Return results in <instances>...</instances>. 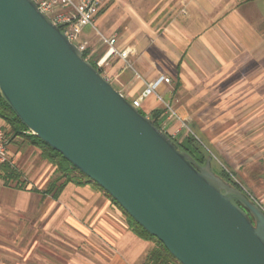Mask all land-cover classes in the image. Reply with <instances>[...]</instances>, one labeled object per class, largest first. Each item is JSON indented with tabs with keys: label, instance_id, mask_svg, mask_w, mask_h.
<instances>
[{
	"label": "crops",
	"instance_id": "crops-1",
	"mask_svg": "<svg viewBox=\"0 0 264 264\" xmlns=\"http://www.w3.org/2000/svg\"><path fill=\"white\" fill-rule=\"evenodd\" d=\"M110 1L99 15L109 17ZM123 7L134 8L135 29L119 49L131 51L132 71L140 83L132 85L122 62L108 66L107 50L97 56L91 48L89 56L105 69L103 77L132 101L144 83L168 78L163 93L172 109L181 119L199 121L201 133L224 158L223 166L252 199L264 204V0H123ZM128 19L124 15L120 22ZM106 31L119 41L116 30ZM8 155L19 162L28 156V181L23 177L26 183L18 187L0 176V232L21 224L23 233L38 234L28 240V249L58 245L86 251L80 258L46 259L45 264H143L152 241L132 231L126 214L105 192L69 182L53 196L49 185L55 167L40 151L23 145L19 151L8 149Z\"/></svg>",
	"mask_w": 264,
	"mask_h": 264
},
{
	"label": "water",
	"instance_id": "water-1",
	"mask_svg": "<svg viewBox=\"0 0 264 264\" xmlns=\"http://www.w3.org/2000/svg\"><path fill=\"white\" fill-rule=\"evenodd\" d=\"M0 97L177 263L264 264V212L197 167L34 0H0Z\"/></svg>",
	"mask_w": 264,
	"mask_h": 264
},
{
	"label": "rangeland",
	"instance_id": "rangeland-1",
	"mask_svg": "<svg viewBox=\"0 0 264 264\" xmlns=\"http://www.w3.org/2000/svg\"><path fill=\"white\" fill-rule=\"evenodd\" d=\"M108 4H109L108 8H110V10L108 11L110 13L109 17H107L106 15L104 16L99 15L101 14L99 12L97 15V17L98 16L99 17L98 18L96 17L95 22H94V28L87 27L81 31L79 40L82 42H85L87 45L86 46L87 48H85L83 53H88V50L93 48L97 50V56H101V54H103L105 50H107V47L100 41L98 32L102 34L103 36L107 37L108 32L106 31V29L116 30L117 33L120 34L119 41L117 40L116 42L117 48H119L121 43L126 41V39L134 33V29H135L134 22H133L134 8L133 7H130V8L123 7V0H111ZM105 10H108V9H105ZM138 11H141V9H138ZM124 15L128 16L129 19L126 22H120V21H123L121 20V17ZM148 26L150 25L148 24ZM124 30L125 32H127L126 30H128L127 35H124ZM89 59L95 63L94 58H91L89 56ZM118 61H120L118 58L111 57L110 63L108 66H111V68L115 67ZM129 63L131 64L132 69H133V63L130 58H129ZM121 65L122 67L126 68L123 63H121ZM105 68L107 67L105 66ZM132 69L126 68V73L128 74V78L131 80L130 82L132 83V85L136 87L138 83H140V79L136 76V74L132 71ZM104 73H105V69H102V76ZM169 84L170 83H168V85ZM165 85L167 84L160 85L156 90V94L159 97H161V99L166 105L172 108L173 103L169 101V97L163 93V88ZM143 88L144 86L142 87L141 90H143ZM125 99L129 102L132 101L131 97H126ZM152 107H154V110L165 109V105L157 98V96L152 95L143 102V104L141 105L140 108H138V110L141 114L146 116L148 115V110ZM151 115H149L148 118L151 119ZM165 116H166V119L164 120V123L162 124V127L164 128L163 131L165 133L170 135L171 138H176L179 131H182L185 129L189 130L195 135L197 139H199L201 144H203L204 147H206V151L211 161H213L217 167H221L224 170H226V168L223 166V165H226L224 158L220 157L218 153L214 151V147L210 145L209 140L205 137V135H203V133H201V130L197 127L199 125L198 120L196 119L194 120L186 119L185 120V119H181L178 115V117L182 121L180 122V120L173 118L169 114H165ZM0 124L2 126V130L4 132L5 139L7 141V156H8V160L11 163L10 166L14 167L18 171L20 175L18 181H20L21 185H23V183H26V181H28L27 176L26 175L24 176L25 171H26V165H27L25 164V159L28 156L25 159H23L24 162L23 161L19 162L18 160L12 159L9 157L8 149L19 151L23 145H29V144L26 142L24 137L14 136L10 132L11 131L10 127L6 124V122L2 118H0ZM168 125H172V128L166 131ZM208 138L212 139L213 136L209 135ZM36 151L39 152V150L37 149ZM222 153L225 157L227 158L229 157V152L223 151ZM216 157L218 158V160L216 159ZM213 173L215 176L221 179L225 184H229L226 181H224L215 172ZM78 176L81 178L80 175ZM23 177L24 179H26V181L23 180ZM234 181L238 184V181L236 179ZM12 183H15V182H11L10 184ZM242 190L246 193V191L243 188ZM246 196L251 200V202L258 204L259 208L264 212V207H263L264 204H262L261 201L252 199V197H250L248 193L246 194ZM32 235L34 238L37 239L38 234L35 231L29 232V233L28 232L23 233L21 224L15 225V228L13 231L6 230V231L0 232V264H38L39 260L43 261L41 262V264H45L46 259L53 261L54 258L56 260H59L61 258V260L64 262L65 258H70V256L72 255L79 256L78 258H80V256H86V253H85L86 251H84V249H81L80 247L76 250L66 247V249L63 250L59 248L58 245H56L57 246L56 248H53L52 246L50 248L35 246L34 248L28 249L27 247L28 240L32 237ZM152 243L155 246V243L154 242ZM51 244H52V241H51Z\"/></svg>",
	"mask_w": 264,
	"mask_h": 264
},
{
	"label": "trees",
	"instance_id": "trees-1",
	"mask_svg": "<svg viewBox=\"0 0 264 264\" xmlns=\"http://www.w3.org/2000/svg\"><path fill=\"white\" fill-rule=\"evenodd\" d=\"M83 58L89 61L98 71L102 74V71L89 59V53H83ZM165 109H156L151 115V120L154 125L161 129L165 116ZM0 118H2L6 124L10 127L11 133L14 136H22L26 142L40 151V156L43 160L48 161L55 167L56 178L50 183L49 191L53 192L55 196L60 190L69 182L76 183L78 185L91 184L93 187L101 190L95 183L89 181L84 175H82L76 168H74L68 161H66L59 153L52 150L48 145L40 141L35 135H33L16 117L13 111L7 106V104L0 97ZM168 135V134H167ZM170 138L171 136L168 135ZM179 150L185 152L194 162L197 167H203L209 162L210 169L219 175L224 181L230 184L233 188L244 195L249 201H251L242 190V187L238 185L234 180L235 176L230 173L229 170H224L221 167H217L216 164L211 161L206 147L195 137V135L189 130L185 129L179 131L176 138H171ZM80 175L81 178L78 176ZM0 176L5 184L10 182H16V186L21 187L19 180V173L10 165H3L0 168ZM102 191V190H101ZM234 203H236L234 201ZM255 204V203H254ZM258 206V204H256ZM259 207V206H258ZM127 216V215H126ZM130 228L132 231L144 240H149L155 243V246L149 251L145 257L143 264H179L171 255L165 250L163 245L155 238L147 234L140 226H138L130 217H128Z\"/></svg>",
	"mask_w": 264,
	"mask_h": 264
},
{
	"label": "built area",
	"instance_id": "built-area-1",
	"mask_svg": "<svg viewBox=\"0 0 264 264\" xmlns=\"http://www.w3.org/2000/svg\"><path fill=\"white\" fill-rule=\"evenodd\" d=\"M105 1L106 0H37L35 3L38 11L45 15L54 26L59 28L68 41L74 44L83 53L87 45L85 42L79 40L80 33L87 27L94 28L95 19ZM98 35L100 41L107 47L108 54L122 61L126 68L132 69L129 63L131 51L129 49L120 50L117 48L116 36L106 37L99 32ZM168 83H170V80L164 76L152 82L144 83V88L138 97L131 101L132 106L138 109L141 107L144 100L155 95L165 105V114H169L182 122L176 112L170 106L166 105L161 97L156 94V90L160 85ZM163 129L162 127L161 130L163 131ZM6 164L11 165L7 156V141L0 124V168Z\"/></svg>",
	"mask_w": 264,
	"mask_h": 264
}]
</instances>
